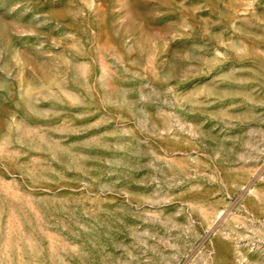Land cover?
Returning a JSON list of instances; mask_svg holds the SVG:
<instances>
[{
    "label": "rangeland",
    "instance_id": "rangeland-1",
    "mask_svg": "<svg viewBox=\"0 0 264 264\" xmlns=\"http://www.w3.org/2000/svg\"><path fill=\"white\" fill-rule=\"evenodd\" d=\"M0 264H264V0H0Z\"/></svg>",
    "mask_w": 264,
    "mask_h": 264
}]
</instances>
